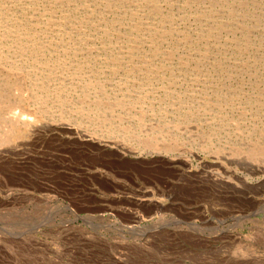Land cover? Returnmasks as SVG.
<instances>
[{
  "label": "rangeland",
  "instance_id": "rangeland-1",
  "mask_svg": "<svg viewBox=\"0 0 264 264\" xmlns=\"http://www.w3.org/2000/svg\"><path fill=\"white\" fill-rule=\"evenodd\" d=\"M221 4L213 5V12L221 13L222 21L228 23V27L219 30L220 36H210L208 31L203 33L207 27H203L201 22L200 26L196 20L197 13L193 10L197 5L190 9L191 4H187L189 6L184 14L187 20L181 26L185 27L191 36L193 35L191 39L199 40V35L196 33H200L206 42L210 41L212 46L217 48L212 55L213 58L211 57L209 61H201L204 73L215 75L216 71H221L223 74L228 68L227 64H231L229 68L232 71L241 68L239 65L248 67L246 72L248 78L243 79L241 75L234 73L233 80L236 84L245 86L251 101L244 106L215 107L218 111L213 114L206 112L209 110H204L203 106L185 108L186 111L180 107V111L183 112L172 113L175 111L174 103L177 102L172 95L195 89L192 84L193 88L183 89L180 87L181 81H176L184 75L181 60H185V57L181 58L180 55L186 46H179L172 59L162 57L160 60L156 57L149 62L147 57L136 58L138 60L135 61V71H131V65L129 67L123 65L125 68H122V72L129 71L127 83L132 89L131 92L134 95L142 94L144 102L133 106L132 109L128 106L126 110H130L126 111L127 116L122 122H113L110 125L106 123V126H103L101 121L95 120L96 113H99L93 109L92 101L78 100L83 94H78V85L70 83L67 79L71 76L68 70L75 71L85 64L84 60L80 61V59V62H75L78 60L75 57L68 59V56L72 57L71 54H75V51L81 47V43L73 41L78 37L72 36L74 39L69 43L70 45L62 46L59 50H51L52 47H48L51 39L46 41L42 37L38 39L41 34L39 27L42 25L29 28L30 31L24 29L27 20L20 8L21 4L19 5L15 0H0V46L7 51L8 56L5 57L8 58L5 61L10 62L3 66L5 70L9 73L8 68H12L13 64L16 66L14 70L23 67L26 73L36 62H49L50 67L57 68L56 72L48 71L51 68L38 69L37 73L30 70L29 75L32 78L29 79L28 86H25V94L28 97L25 102L18 104L16 101V109L30 112L29 114L34 116L41 113V110L35 106V97L51 104L58 103L55 101V96L59 94L62 96V93L68 94L69 99H74L72 97L77 99L72 104H65L63 108L60 103L49 106L47 113L58 126L55 129L56 133L49 136L43 145L30 144L23 147L24 150L18 147L14 153L7 152L0 157V264H264V233L255 234L252 229L254 224L264 225V213L260 214L262 222L249 215L239 214L242 212L226 216L217 214L215 208L224 205L222 198L216 193L218 186L210 177L204 178L219 171L222 175L232 177L230 178L232 182H241L243 176L252 179V170L247 166L244 168L240 163H232L224 158L220 159L219 156L222 152L231 149L233 152L230 156L234 160H239L245 155V159L248 157L246 160L249 162L252 159V154L249 153H252L254 147L262 144L264 146V43H262L264 42V11H262L264 0L240 5L242 15L238 18L240 21L243 20L244 26L240 30L233 26L235 20L224 10L228 3ZM230 4L234 3L230 2ZM200 9L202 11L203 7ZM83 12L74 8L69 9L72 18L82 17ZM211 12L206 10L204 13ZM25 13L27 16L26 9ZM85 30L89 31L90 34L87 36H92L95 40L94 44L98 46H102L101 40H105L106 37L111 38L112 35H105L103 26L101 29L103 32L98 34L93 28ZM68 37L70 36L65 38ZM55 40L62 39L58 36ZM191 43L189 41V44ZM59 44L61 45V42ZM160 47L162 50L167 49L165 43ZM162 60L167 63L166 68L157 65L163 62ZM189 62V68L192 69L198 66L200 60L191 58ZM61 70H66L67 74L59 72ZM226 94L228 95L229 92ZM199 96L201 95L198 94ZM78 104L84 106L79 107L81 105ZM20 105L22 106L19 107ZM142 111H145V118L151 117V112L161 119L171 113L173 116L170 118L178 115L190 125L188 136L174 134L170 138V136L163 137L161 133L158 137L155 136L158 140L156 146L145 144L143 135L136 129ZM182 113L186 115V119ZM232 117L239 119L237 122L241 133L233 129L227 121ZM72 118H76L75 122L86 124L100 134L115 135L120 141L125 142L124 144L131 151L128 150L121 156L117 148L94 140L78 137L69 139V132L64 129L63 124ZM20 125L23 123L21 122ZM124 127H127L126 130ZM3 129L7 127L0 123V131H4ZM166 143H173V147H166ZM1 144L0 152L5 148ZM61 149L65 150L64 154L57 153ZM49 150L57 153L56 159L49 160L51 159L47 157ZM59 160L69 164H75L76 161L84 162L95 168L93 172L86 174L73 169L57 170L56 165Z\"/></svg>",
  "mask_w": 264,
  "mask_h": 264
},
{
  "label": "bare ground",
  "instance_id": "bare-ground-1",
  "mask_svg": "<svg viewBox=\"0 0 264 264\" xmlns=\"http://www.w3.org/2000/svg\"><path fill=\"white\" fill-rule=\"evenodd\" d=\"M15 1H17L19 5L21 4L20 8L23 10V12H24L23 15L27 20L26 21L27 24L24 26L25 27L24 29H28L27 31H30L29 28H33V27L35 28V26H37V25L38 26L42 25V27H39L41 30V34L38 37V39H40L41 37L45 41L51 39V41L49 42L50 44L48 45V47H52V48H50L51 50H59L60 47L66 46L67 44L71 43V41L74 39V38L72 39V36L78 37L77 39L75 38V40H73V41H74V43H81V47H80V49L75 51V54L74 53L71 54L72 57L68 56V59L71 60L72 58L75 57V58H78V60H75V62H80L81 60H84L85 64L83 67H80L75 71H70L71 69L69 68L70 70H68V74L71 76L68 77L67 79L70 83H72V84L74 83V85H78V87H77L78 91H79L78 94H83V95L79 96L80 99L78 98V100L83 99V101H85V102L92 101L91 105H92L93 109L99 113V114H97L95 112L96 113L95 120L101 121L103 126H106V123H109L108 125H110V124H113V122H119V123L122 122L123 118L125 116H127L126 111H129L130 109L133 108V106L140 105L141 102H144L142 94L134 95V93L131 92L132 89H130V86L127 83V80L129 78V74H128L129 71H127V73H126V71H125V73H123L122 72V68L124 67L123 65L126 64L127 67H129L131 65L130 66L131 71H135L136 70V62L135 61L138 60L136 58L147 57L149 62L152 59L154 60V58H156V57H157V59L158 58L160 59L162 57H168L166 59H172L176 54V48L179 46H186V48L184 49V51L180 55L181 58L183 56L185 57V60H181V61H183V63H182L183 66H181V67H183V69H184V70H182L184 75H183V77L180 76V78L177 79L176 81H179V80L181 81V83L180 82L179 83H180V87L183 89H185L184 87H186L187 90H189V88H193V87H195V89L190 91V92L185 91V93L180 92V93H177L176 95H172V96H174V99L177 101L174 103L173 110H175V111L172 113L176 114V112H177V114H179L180 112H183V111H180V107L184 108V111H186L185 108H191L194 106H200V107L203 106L204 110H209L206 112H208L209 114L210 113L213 114V113L218 111L215 109V107L221 106V107L225 108L227 106H231V107L232 106H244L245 104H247L248 102L251 101V96L246 93L247 90L245 89V86L240 85V84H236L233 80L234 79L233 75H235V74H238V76L241 75L243 77V79L248 78V74H246V72H248L247 71L248 67L246 68L245 66L242 67L241 65H239L241 68L234 69V71H232L229 68L231 66V64H227L228 68H226V71L223 74H221L222 73L221 71H216L215 75L204 73L205 70H203V67L201 65V63H202L201 61H203V62H204V60L209 61V59L212 57L213 53L215 51H217V48L213 47L212 43H210V41L206 42L204 40V37H201L200 33H196L197 35H199V38H198L199 40H196L194 38L191 39V37L193 35L191 36L190 32L188 33V31H186V28L185 27L183 28L182 26H183V23L185 24V22H186L185 20H187L186 16L184 15L185 10H187L186 8L189 6L187 4H191L190 9H192V7L194 5H197L193 11H196V13H197L195 15L197 17L196 20H198V23L200 24V22H201L203 27H207V29L203 33L208 31L210 36H212V35L215 37L220 36V35H218L219 30L228 27V23H226L225 21H222L223 15H221V13H218L216 11L213 12V5H220L223 2H227L228 4H226L227 6L225 7L224 10H225L226 14H229L230 18L233 17V19L235 20L233 22V26L240 30V28L244 27L242 24L243 20L240 21L238 18L242 15L240 5H244L245 3L247 5L249 3H254L255 0H15ZM260 1H262V0H260ZM230 2L234 3V4H230ZM9 5H10V3H9ZM221 5H223V4H221ZM252 5L254 6V4H252ZM252 5H250V6H252ZM15 6H17V5H15ZM13 7H14V5H13ZM201 7H203L202 11L200 9ZM261 7H263V5ZM30 8H32V9L30 10L31 14L29 15V9ZM72 8H74V10L78 9V10L84 11L83 16L72 18L70 13H69V9H72ZM166 8H168V9H166ZM25 9L27 10V16L25 13ZM206 10L212 11V12L211 13H204ZM199 11H201V12H199ZM253 11H255V10H253ZM262 11H264V10H262ZM198 12H199V15H198ZM187 13H186V15H187ZM201 24H200V26H201ZM254 24L257 25L256 23H254ZM102 26L104 28L105 35H109V34H112V35H111V38L106 37V38H104L105 40L100 41V42H103L102 46H98L96 44L99 47L98 48L93 42V41H95L93 39V37L90 35L87 36L90 33H89V31H87L85 29L86 28H88V29L93 28V30H95L96 33L98 34L100 32H103L101 30ZM9 30H13V29H9ZM32 31H33V29H32ZM261 31L263 32V30H261ZM7 32H8V30H7ZM245 33H247V32H245ZM15 34H16V32H15ZM58 36L62 40H59V41L55 40V38ZM66 36H70L71 38L70 37L65 38ZM206 40H208V39H206ZM261 40H262V38H261ZM30 41H31V39H30ZM30 41H28V42H30ZM189 41H191L192 43L189 44ZM60 42H61V45L59 44ZM162 43H165V46L167 48L166 50L165 49L162 50V48L160 47ZM262 43H264V42L262 41ZM2 44L3 43H1V45ZM51 44H53V45L51 46ZM72 44H73V42H72ZM238 44H239V40H238ZM249 48L252 49L251 47H249ZM249 48H247V49H249ZM257 48H256V50H258ZM72 50H73V48H72ZM11 52H12V50H11ZM22 54L23 53L21 52L20 55L22 56ZM5 56H8L7 51L3 48V46H0V123L5 124L7 127V129H5V130L3 129L4 131H0V143H2L5 147L1 150L0 157L4 156L7 152L13 151V153H14L15 149H18V147L23 148V147L29 146L30 144H36V143H40L41 145H43V142L49 136L56 133L55 129L58 126V125H55L53 123V120L51 119L52 117L50 115H48V113H47V111L49 110V106L51 107V106H54V104L58 105L60 103L62 108H63V106L65 104H72L74 100H77L76 97H72L74 99H69V95L68 94L66 95L63 93H62V96H61V94L55 96V101H57L58 103H54V104L48 103L45 100H43L42 98L40 99L38 97H35V100H34V101H36L35 106H37L41 110L40 114H35L34 116H32L29 114L30 112L26 113L25 111L17 110L16 109L17 106L15 105L16 101H18V104H19V102H23V101L25 102L26 98L28 97L27 94H25L26 93L25 88L28 86L29 79L32 78V76L29 75V74H31L30 70L36 71V73H37L38 69L44 70V69L51 68L50 70L48 69V71L56 72L57 68L50 67L51 64L49 62H46V63L45 62H36L34 64V67L30 68V70H27L26 73H24L23 67L21 69L20 66H18V68H20V70L19 69L14 70V68H16V66L12 64L11 66H13L12 67L13 69L8 68V70L10 71L8 73L5 70V68L3 67L7 64H10V62L9 63L6 62L8 60L5 61V59L8 58ZM191 58H196V59L200 60V62L197 63L198 66L194 67L192 69L189 68V64H190L189 61L191 60ZM79 59H80V61H79ZM215 59H216V57H215ZM23 60H24V58H23ZM69 60L67 62H69ZM193 61H194V59H193ZM32 63H34V62H32ZM209 64H212V63H209ZM141 65H143V64H141ZM150 65H151V63H150ZM157 65L160 67H165V66H167V63L163 61V62L157 63ZM220 65L222 66V64H220ZM24 66H25V64H24ZM253 66H255V65H253ZM259 67H260V65H259ZM73 68H74V66H73ZM206 70H207V68H206ZM59 72H62V74H67L66 70H61ZM251 73L253 74V72H251ZM127 76H128V78H127ZM260 76H259V78H260ZM191 84L194 86L191 87ZM250 84H251V82H250ZM256 85H258V84H256ZM197 91H199V93H196ZM227 92H229L228 95L226 94ZM56 93H58V92H56ZM198 94H200L201 96L198 97ZM146 95H149V93H147ZM137 96H139L140 98ZM15 99H17V100H15ZM160 100H162V98ZM30 101H32V100H30ZM149 101H151V100H149ZM51 102H54V101H51ZM85 102H83V103H85ZM78 105H81V104H78ZM215 105H217V106H215ZM21 106L22 105H20L19 107H21ZM83 106H84V104L79 106V107H83ZM128 106H130V109L126 110L128 108ZM170 106H171V104H170ZM249 106H251V105H249ZM24 107L25 106H23V108ZM26 107H29V106H26ZM176 107H177V111H176ZM149 108L151 110L153 109V108H151V106ZM178 108H179V111H178ZM65 109H67V108H65ZM222 110L223 109H220V111H222ZM29 111H32V110H29ZM225 111H227V110H225ZM199 112H201V111H199ZM172 113L169 116L168 115L163 116L161 114L163 116V119H161V117L160 118L156 117L155 113L151 112V114H150L151 117L145 118V111H142V113L140 114V117L138 119L139 122L137 124L136 129L140 132L141 135H143L145 144H150L152 146H154V145L156 146L158 143L157 137L161 133L163 134V137L164 136H170V138H171V136H174V134H180V135H187L188 136V132L190 130V127H189L190 125L187 124V121H185L183 118H180L178 115H175L174 117L170 118V116H173ZM90 116H91V114H90ZM182 116L184 118L186 117V115L184 113H182ZM73 117H74V114H73ZM190 117H191V115H190ZM223 117H224V115H223ZM205 118H207V117H205ZM255 118H257V117H255ZM130 119H132V118H130ZM75 120H76V118H72V119H70L69 122H66L65 124H63V126L65 127L64 129L69 132V135H68L69 139H75L76 137H78V138L88 139V140H92V141L94 140V141H97L99 143L105 144L107 146H112V147L117 148L119 150V153L121 156H123V154H126L125 153L126 151H128V150L131 151V149L127 145H125L126 143L120 141V139L117 138L115 135L100 134L97 131H95L94 129L87 126L86 124H81L80 122H75ZM238 120H239L238 118L232 117L231 120H227V121H229L231 126H233L232 127L233 129L239 130L240 126L237 122ZM21 122L23 123V125H20ZM109 127H111V126H109ZM126 128H125V130H126ZM195 129H197V128H195ZM165 131H167V132H165ZM224 132H226V131H224ZM239 132H240V130H239ZM136 134H139V133L136 132ZM202 134H204V132ZM152 135H153V137H149ZM147 136L149 138H146ZM155 136H157V137H155ZM129 137H130V135H129ZM207 137H209V136H207ZM65 138H67V137H65ZM203 138H205V137H203ZM130 145H131V143H130ZM262 145L255 146L253 151L250 148L252 153H249V154H252V159L249 162L246 160L248 157L245 159V157H246L245 155L243 158H241L239 160H234L230 156V154L233 152V151H231V149L228 150V152H224V153L222 152V154L219 156L220 159L224 158V159H226L232 163H240L244 166V168H245V166H247L249 169L252 170L251 171L253 174L252 179H249L248 177L243 176V179H241V182L240 181H233L232 182L230 179L232 177H229V175H222L219 171H217L216 174H211V175H207L208 177H204V178L210 177V179H212L214 182H216V184L218 186L216 193L219 194V196L222 198V201L224 203L223 206L221 205V207L218 206L217 208H215L216 209L215 211L217 214H221V215L226 216L228 214H232V213H236V212H238V213L242 212L239 214L249 215L250 217H253V218L259 219V220L261 219L260 214L264 213V198H263V196H264V146H262ZM165 146L166 147H168V146L173 147V143L172 144L166 143ZM149 149H150V147H149ZM23 150H24V148H23ZM64 151H65L64 149H61L60 151H57V153L64 154ZM166 151H169V150H166ZM146 152H148V151H146ZM47 154H48L47 157L51 158V159H49L50 161L56 159L55 151L49 150V152ZM137 154H140V153H137ZM218 154H219V152H218ZM236 154H234V155H236ZM62 159H63V157H62ZM58 162L59 163L57 165L54 163L56 165V169L57 170H63V171H68L69 169H71V170L73 169L76 172L86 174V173L93 172L94 168H95V166L87 165L84 162H77L76 161L75 164L74 163L69 164L64 160H59ZM221 165H223V164L221 163ZM228 166H230V165H228ZM214 170H215V168H214ZM201 180H202V178H201ZM201 182H203V181H201ZM202 184H204V183H202ZM210 189L213 190V188H210ZM202 192H201V194H202ZM208 192H207V195H208ZM202 197H203V195H202ZM199 198H201V197H199ZM214 198H216V196ZM217 201L219 202L220 198H219V200L217 199ZM210 202H211V200H210ZM212 203H214V202L212 201ZM190 206H192V205H190ZM211 207H212V205H211ZM211 211H212V209H211ZM237 216H239V215H237ZM252 220H254V219H252ZM252 229H253V232L255 234H258L260 232L264 233V225L254 224L252 226Z\"/></svg>",
  "mask_w": 264,
  "mask_h": 264
}]
</instances>
